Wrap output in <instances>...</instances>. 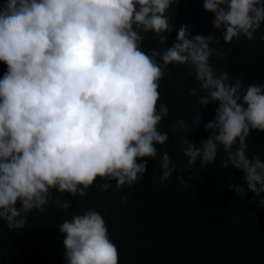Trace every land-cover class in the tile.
Masks as SVG:
<instances>
[{
  "label": "clouds",
  "instance_id": "9594fccd",
  "mask_svg": "<svg viewBox=\"0 0 264 264\" xmlns=\"http://www.w3.org/2000/svg\"><path fill=\"white\" fill-rule=\"evenodd\" d=\"M173 2L6 0L0 7V62L7 66L0 78V219L8 228H23L33 209L44 211L52 189L84 196L94 185L102 192L121 190L143 178V158L155 159L156 145L169 139L158 128L168 106L157 104L159 81L172 63L195 74L199 84L189 95L206 93L199 105H218L214 119L204 124L210 134L199 144L188 133L200 115L191 127L183 119L172 127L174 134L187 133L179 143L188 157L186 170L194 169L189 181L199 179L197 161L200 168L214 163L222 146L221 167L242 171L256 197L264 193V160L249 157L246 143L252 130L264 132V83L245 87L229 82L227 71L217 75L209 60L225 53L210 47L215 31L192 35L181 25L163 52L141 48L145 33L166 44L165 33L173 31L166 12ZM203 7L214 14L213 27L225 43L241 35L253 40L264 23V0H204ZM160 167L161 184L177 171L166 151ZM97 178L102 182L96 184ZM177 179L188 186L183 175ZM229 190L245 195L242 184H229ZM55 204L71 207L59 197ZM58 229L65 264H119L99 211L73 215Z\"/></svg>",
  "mask_w": 264,
  "mask_h": 264
},
{
  "label": "trees",
  "instance_id": "16d2710c",
  "mask_svg": "<svg viewBox=\"0 0 264 264\" xmlns=\"http://www.w3.org/2000/svg\"><path fill=\"white\" fill-rule=\"evenodd\" d=\"M5 2L0 0V7ZM203 4L204 0H174L166 12L173 26L172 32L165 33L166 44L159 42L157 34L145 33L142 50L150 53L155 48L163 52L175 41L181 25H188L192 35L207 36L215 31L217 39L210 42V47L225 53L223 57L214 54L209 60L217 75L227 71L229 82L241 81L245 87L264 83V23L253 40L241 35L225 43L221 31L213 27L214 14L205 11ZM156 59L163 66L160 57ZM6 70L7 66L0 62V78ZM164 71L157 107L166 104L168 115L158 128L168 133L169 139L156 145L155 159L143 158L148 161L143 178L121 190L113 187L102 192L94 185L84 196L73 197L52 189V200L46 209L29 212L20 229H10L0 219V264H65L59 225L88 209L102 214L108 235L118 249L119 264H264V206L260 204L264 193L256 197L243 183L242 171L231 165L221 167L225 158L222 146L214 163L200 168L197 161L199 179L189 181L194 169L186 170L188 157L179 143V137L187 133L174 134L172 127L180 119L191 127L200 115L199 125L188 133V138L199 144L210 134L204 124L214 119L218 105H199L200 96L206 95L203 91L189 95L199 82L194 73L188 74L186 65L172 63ZM246 143L249 157L256 154L264 160V132L252 130ZM165 151L177 171L161 184L160 160ZM180 175L189 182L187 187L177 179ZM101 182L97 178L96 184ZM111 183L115 185V181ZM229 184H242L244 197L230 191ZM123 196H127L126 202ZM56 197L70 201L71 207L59 208Z\"/></svg>",
  "mask_w": 264,
  "mask_h": 264
}]
</instances>
